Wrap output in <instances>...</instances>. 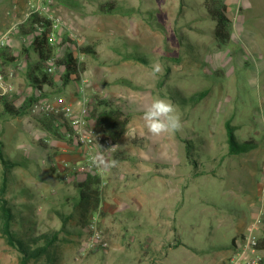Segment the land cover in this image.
<instances>
[{
  "label": "rangeland",
  "instance_id": "374dc122",
  "mask_svg": "<svg viewBox=\"0 0 264 264\" xmlns=\"http://www.w3.org/2000/svg\"><path fill=\"white\" fill-rule=\"evenodd\" d=\"M28 1L24 0L26 10L17 16L19 22L31 11ZM104 1L32 0L43 8L41 15L61 23L54 29L55 41H49L53 60L68 47L84 64L90 109L94 98L102 97L129 117L115 149L105 148L98 131L92 135V152L105 183L99 208L103 215L97 212V222L108 248L81 249L83 232L73 209L77 196L73 184L84 176L70 171L78 165L71 162V156L81 155L76 151L79 145L63 129L65 138L44 131L39 124L42 112L28 110L21 117L0 120V156L16 164L7 170L3 197L25 218L24 224L31 227L29 234L57 232L53 264H126L125 258L131 259L129 252L111 250L112 242L121 246V221H199V237L191 241L187 226L183 238L205 248L209 244L203 241L206 231L217 228L218 221L232 222L222 225L217 236L229 246L237 223H247L243 234L258 219L255 235L264 238V39L256 36L254 46L229 42L216 48L208 31L213 22L206 14L198 17L203 5L197 0L170 2L171 11L177 9L175 17H159L157 0H115L121 10L101 14L98 5ZM238 2L244 7L242 13L230 11L228 15L239 27L264 11V0ZM126 7L146 15L126 13ZM66 38L70 42L64 43ZM20 40L15 37L9 46L17 57L15 62L0 66L6 77L12 74L8 94L16 96V105L32 91L25 79L26 63L18 56ZM90 43L96 45V56H81L76 47ZM135 54L143 61L127 56ZM157 64L162 66L159 73L154 72ZM58 70L51 72L56 79ZM77 89L78 81L64 88L58 83L47 99L56 106L72 105L76 114ZM200 92L206 93L200 101L188 100ZM155 97L169 99L178 108L182 128L173 136L156 139L139 133L143 103ZM70 122L66 118L71 127ZM227 122L238 143L254 141L256 146L229 154ZM114 151L129 158L106 169L105 162H111ZM60 159L70 161L61 163ZM2 174L0 162V184ZM110 226L116 230L113 234ZM129 235L137 234L131 231ZM17 258L0 235V264H17Z\"/></svg>",
  "mask_w": 264,
  "mask_h": 264
},
{
  "label": "trees",
  "instance_id": "16d2710c",
  "mask_svg": "<svg viewBox=\"0 0 264 264\" xmlns=\"http://www.w3.org/2000/svg\"><path fill=\"white\" fill-rule=\"evenodd\" d=\"M58 1L66 3L68 0ZM202 5L205 9L206 17L215 24L212 30V38L216 48L221 49L229 43L231 37V20L227 15L226 6L221 0H204ZM119 10L121 9L115 0H106L98 5V12L101 14H114L119 12ZM123 10L126 13H138L133 7H126ZM36 24L40 26V32L35 28ZM51 30L52 20L41 15L39 12L29 14L18 25V35L28 38L26 42L20 45L18 56L24 59L26 63L25 79L32 91L19 105L15 104V100L17 99L15 95H0V120L5 116L18 118L25 115L36 100L48 98L58 88V83L60 87L64 88L72 81H77L79 75L84 73V64L78 60L68 47L60 58H54L53 60L54 64L59 67L57 79L54 73L47 71V63L49 59L53 58V50L48 39ZM68 42L70 41L66 38L64 43ZM95 47V43H90L79 45L76 47V50L81 56H96ZM127 56L136 61H143L136 54ZM16 58L11 53L9 47H0V66L12 65ZM37 92L39 93L38 96H36ZM205 94V92L196 93L188 100L196 103ZM89 117L93 120L94 128L99 132L102 139L109 140L113 145L118 143L129 122V117L120 107L115 105L113 101L102 97L94 98L93 105L89 111ZM65 122L66 119L61 114L54 115L53 113H48L43 114L39 118L41 128L58 138H65L62 129L69 135L72 134V127L68 126ZM225 128L229 154L247 152L256 146L254 141L238 143L234 138L233 128L228 122L225 124ZM69 140L71 139L69 138ZM186 148L188 158H191L192 155L189 153L191 146L188 145ZM128 158L121 151H114L111 161H115V164H117ZM0 162L3 169L0 184V235L4 238L5 243L17 252V264H40L41 261L53 264L55 257L52 254V249L58 240L57 232H44L37 235L28 233L31 227L24 224L25 218L20 213L15 212L13 208L16 206L10 204L3 197L7 187V170L16 164L5 161L2 156H0ZM73 185L77 193L73 209L75 214H77L80 231L83 232L94 213L98 212L103 215L99 210L102 201L101 177L98 173L92 171ZM14 225L18 226L14 227ZM242 237L243 234L234 236L232 244ZM257 247L264 251V238H258Z\"/></svg>",
  "mask_w": 264,
  "mask_h": 264
},
{
  "label": "crops",
  "instance_id": "0c3cea01",
  "mask_svg": "<svg viewBox=\"0 0 264 264\" xmlns=\"http://www.w3.org/2000/svg\"><path fill=\"white\" fill-rule=\"evenodd\" d=\"M150 1V0H146ZM154 1V0H151ZM159 17H175L174 11H171L170 2L176 0H157ZM204 0L195 1L197 4L202 5ZM239 0H221L226 6L227 15L228 12L235 11L240 14L243 11V6L239 5ZM147 7V6H146ZM251 8V7H249ZM26 10L24 0H0V38L5 36L6 40L3 46L9 47L14 43V38L19 37L20 45L26 42L28 38H23L17 33L18 25L22 21H17V16ZM141 15H146L144 11L137 9ZM203 14L198 17H204L206 14L204 7L202 6ZM140 11V12H139ZM172 12V13H171ZM194 17V16H193ZM231 20V37L229 42L235 44H241L245 47L247 45L254 46L256 44L255 38L258 36L260 40L264 39V11L259 14H254L251 17L250 23H244L239 27L237 23H234V19L228 15ZM197 18V17H194ZM213 22V21H212ZM208 27V31L211 33L214 28ZM201 29L200 31L202 32ZM203 33V32H202ZM261 36L262 38H260ZM10 48V47H9ZM73 150H75L73 148ZM78 151V150H76ZM71 162L79 164L82 160V156L76 154L71 156ZM70 160L60 159L61 163H66ZM83 179V178H82ZM81 179V180H82ZM232 224L231 221H218V227L208 228L206 231L207 239L209 242L208 247L199 248L183 238L184 231L187 230L188 236L191 241H194L196 237H199L201 232L199 227V221H121V246H117L112 242L111 250L123 252L124 254L130 253V260H127L126 264H225L233 251L232 239L234 236L242 233L247 223L245 221L237 223L238 229L230 239V245L222 243L218 240L219 230L224 224ZM110 231L113 227L110 226ZM135 232L137 235L131 236L130 232ZM122 264H125L124 262Z\"/></svg>",
  "mask_w": 264,
  "mask_h": 264
},
{
  "label": "built area",
  "instance_id": "2783aa9c",
  "mask_svg": "<svg viewBox=\"0 0 264 264\" xmlns=\"http://www.w3.org/2000/svg\"><path fill=\"white\" fill-rule=\"evenodd\" d=\"M39 2L51 0H38ZM28 6L31 8V11L27 16L34 12H39L43 9L41 6L34 4L32 0L28 1ZM61 23L57 20L52 21V30L48 35L50 43L55 41L54 29L60 26ZM35 28L38 32L41 31V28L38 24L35 25ZM6 37L3 36L0 38V46H3L5 43ZM57 67L53 62V58L49 59L47 71L49 73L54 72ZM8 77L11 78L12 74L9 73ZM8 77L0 72V95H7L12 90V85L8 82ZM78 89L77 94L79 99L76 100V105L78 111H73L72 105H59L56 106L49 102L47 98H39L36 100L29 108V111L32 113L42 112L44 114L53 113L54 115L61 114L65 119H70V124L72 127V134L69 135L67 132L66 137L75 139L78 147V152L82 156V160L78 165L71 167L70 171L75 174H80L85 176L87 173L95 171L96 173H101L97 164V157L93 154L92 150L94 147V137L92 136L95 133L94 122L89 117L90 107L87 105L86 100V90L88 87V79L82 74L78 78ZM75 82V81H74ZM38 92L36 96H38ZM60 121V120H59ZM102 144L105 148L114 147L109 140L102 139ZM95 158V162H94ZM68 174V173H66ZM105 183L101 182L100 187L102 188ZM97 214L91 217V220L87 227L83 230V237L80 241L81 249L87 251H95L99 249H106L109 246L108 240L104 236L101 229L98 227ZM258 219L251 221L246 231L243 233L242 238H238L233 243V251L231 256L228 258L225 264H263L264 261V251L260 250L258 245V237L255 235V232L258 227Z\"/></svg>",
  "mask_w": 264,
  "mask_h": 264
},
{
  "label": "clouds",
  "instance_id": "9594fccd",
  "mask_svg": "<svg viewBox=\"0 0 264 264\" xmlns=\"http://www.w3.org/2000/svg\"><path fill=\"white\" fill-rule=\"evenodd\" d=\"M160 71H162V66L157 64L154 67V72L159 73ZM141 119L143 124L139 127L140 135H144L146 132L148 135L156 139L165 136H173L182 128L178 108L169 99L155 97L150 101L144 102ZM133 131L135 132V129H133ZM97 147L101 150L98 145ZM110 149H115V147ZM101 152L103 151L101 150ZM115 163V161L105 162V168L108 169L115 166Z\"/></svg>",
  "mask_w": 264,
  "mask_h": 264
}]
</instances>
